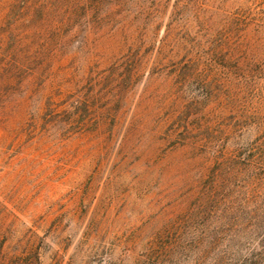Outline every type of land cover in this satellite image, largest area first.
Returning <instances> with one entry per match:
<instances>
[{
  "label": "rangeland",
  "instance_id": "obj_1",
  "mask_svg": "<svg viewBox=\"0 0 264 264\" xmlns=\"http://www.w3.org/2000/svg\"><path fill=\"white\" fill-rule=\"evenodd\" d=\"M35 2L0 0V264H264V204L203 159V127L246 146L264 120V0Z\"/></svg>",
  "mask_w": 264,
  "mask_h": 264
},
{
  "label": "trees",
  "instance_id": "obj_2",
  "mask_svg": "<svg viewBox=\"0 0 264 264\" xmlns=\"http://www.w3.org/2000/svg\"><path fill=\"white\" fill-rule=\"evenodd\" d=\"M32 10L42 18L47 17H71L78 13L92 12L96 14L100 10L108 16L120 15L124 10L125 0H36ZM141 13V12H138ZM58 27H56L57 29ZM39 33L11 34L10 38L16 48L24 49L32 45ZM173 42L170 32L164 39L163 45L159 50V56L163 57L172 51H169ZM30 56H23L24 61H28ZM207 66V65H206ZM224 67V66H223ZM251 119V118H250ZM238 120V119H237ZM237 120H233V125L227 124L226 118L218 120L216 129L212 128V124L207 125L206 130H211L209 141L212 139L222 140V145L213 156L206 155L203 159L207 163L212 162V167H206L211 179L213 188H221L225 190L227 187L234 185L244 187L245 192L256 200L257 210L260 204H264V120L262 118H252L255 127V139L248 142L246 146L233 142L230 144L232 128L237 127ZM201 126L194 127L192 130H186V135H192L194 130L200 131ZM198 140L192 141L189 145L194 149H199ZM261 199V202L258 200ZM263 252L256 255V259L261 260L264 256ZM254 264H258L257 262Z\"/></svg>",
  "mask_w": 264,
  "mask_h": 264
}]
</instances>
